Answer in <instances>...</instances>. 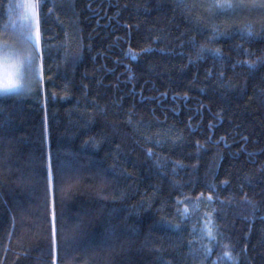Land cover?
<instances>
[{
  "label": "trees",
  "instance_id": "trees-1",
  "mask_svg": "<svg viewBox=\"0 0 264 264\" xmlns=\"http://www.w3.org/2000/svg\"><path fill=\"white\" fill-rule=\"evenodd\" d=\"M184 3L36 1L41 85L0 96V264H264V38L231 26L261 28Z\"/></svg>",
  "mask_w": 264,
  "mask_h": 264
},
{
  "label": "snow or ice",
  "instance_id": "snow-or-ice-1",
  "mask_svg": "<svg viewBox=\"0 0 264 264\" xmlns=\"http://www.w3.org/2000/svg\"><path fill=\"white\" fill-rule=\"evenodd\" d=\"M11 7V6H9ZM22 7L30 8L32 9V15L36 16V13L34 11L35 6H27L24 5ZM176 7L177 8H183L187 9L190 6L186 3H184V0H176ZM200 7H206L207 11L209 12L210 15L216 16V15H221V14H226L230 13L231 15H239L242 12L248 11L252 12L255 11L258 14L261 15L262 20H264V0H253V2H245V0H215V2L208 3L207 5H200ZM197 25H199L200 21L197 19L196 21ZM40 21L37 18L36 19V31L35 34L33 35L31 31L28 32L26 35L24 43L27 45L26 47V52L27 56L25 57V60L27 61L26 65V70L29 73V78L31 73L34 70V64L37 59V57H40L43 59V47L41 43V31L39 27ZM229 26H225V30L221 31L218 26L213 25L211 28L212 31V36H210L207 40V44H212L219 40L221 37H228L229 31H228ZM234 29L235 33L240 34L243 36L245 33L247 34L248 37H258V38H264V22L261 23V29L259 32H253L251 26H248L246 28H240L235 25L231 26ZM208 29H202L199 26H197L196 31L200 32L201 34L203 31H206ZM187 44L192 47L193 49L196 48L197 41L195 37H192L190 40L187 41ZM183 46V45H182ZM237 49H240L243 54L247 55L248 52L247 50L242 48V45H237ZM147 51V49H145ZM219 52V49H213L207 47L206 44L200 45L199 50L196 52V60H193L191 57H189V64H194L204 58V53H207L213 58H216V53ZM131 53H127L126 55H130ZM65 55H69V53H65ZM183 55V54H181ZM241 65L247 63L244 61L240 62ZM252 66V65H250ZM15 71L12 73H5V76L3 79H0V94H7V93H13L16 92L17 90L22 89L25 86L26 82V77H25V64L24 61H18L14 66ZM221 77H223V73L219 74ZM211 127V126H210ZM146 141H151L150 137H145ZM154 143L159 146L162 141L160 140H155ZM148 155H154V153L151 151V149L148 150ZM51 175V174H50ZM224 183H227V181H224ZM210 188L215 190L214 185H209ZM199 199H204L203 195ZM207 201L209 203L212 202V196L211 194L207 197ZM177 204L181 203V201H176ZM179 211V210H177ZM165 223H170L168 221H162ZM218 228L222 229V231L219 234H223V231H226V228H223V226L218 225ZM209 235H211V232H209ZM52 243L54 245H57V239H56V231L55 229L53 230V241ZM190 243V242H189ZM227 254V253H226Z\"/></svg>",
  "mask_w": 264,
  "mask_h": 264
},
{
  "label": "rangeland",
  "instance_id": "rangeland-1",
  "mask_svg": "<svg viewBox=\"0 0 264 264\" xmlns=\"http://www.w3.org/2000/svg\"><path fill=\"white\" fill-rule=\"evenodd\" d=\"M35 0H17V8L14 18L9 21L5 30L0 32V79H3L5 73H12L15 71L13 67L18 61H24L25 64V86L13 93L0 94V96H23L31 95L35 93L42 82V71L40 57H37L34 70L30 75L26 70L27 56L26 47L24 43L26 35L29 31L34 35L36 31V19L38 18L37 4ZM209 3L215 2V0H208ZM253 2V0L245 1ZM35 6L36 16L32 15V9L22 7ZM219 19L225 24H249L257 28H261V23L264 22L260 14L255 11L242 12L239 15H231L230 13L219 15Z\"/></svg>",
  "mask_w": 264,
  "mask_h": 264
}]
</instances>
